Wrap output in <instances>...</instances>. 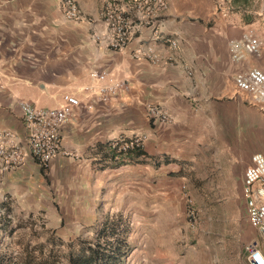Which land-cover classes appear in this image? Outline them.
I'll return each instance as SVG.
<instances>
[{"label": "crops", "instance_id": "crops-1", "mask_svg": "<svg viewBox=\"0 0 264 264\" xmlns=\"http://www.w3.org/2000/svg\"><path fill=\"white\" fill-rule=\"evenodd\" d=\"M101 1L76 0L85 18L77 22L64 18L60 0H0V133L11 131L25 145L20 102L53 109L65 94L80 101L60 128L67 156L48 168L27 156L19 168L0 170V219L54 212L57 194L64 204L74 187L97 200L106 178L142 158L150 175L154 169L168 179L224 173L241 184L250 157L264 155V111L234 85L238 72H264V0H165L157 22L122 51L96 41L104 31ZM247 34L261 42L260 52L232 60L229 42ZM95 71L123 85L108 101ZM147 106L170 122L150 120ZM136 135L145 136L143 156L103 168L100 149Z\"/></svg>", "mask_w": 264, "mask_h": 264}, {"label": "rangeland", "instance_id": "rangeland-1", "mask_svg": "<svg viewBox=\"0 0 264 264\" xmlns=\"http://www.w3.org/2000/svg\"><path fill=\"white\" fill-rule=\"evenodd\" d=\"M129 165L106 178L97 200L74 187L64 204L57 194L54 212L7 217L10 228L21 227L11 235L0 228V256L14 263L24 246H41L65 260L66 244L91 242L100 223L116 216L129 228L131 251L122 264H246L247 247H264L245 216L238 177L201 171L199 178L168 179L146 173L144 158Z\"/></svg>", "mask_w": 264, "mask_h": 264}, {"label": "built area", "instance_id": "built-area-1", "mask_svg": "<svg viewBox=\"0 0 264 264\" xmlns=\"http://www.w3.org/2000/svg\"><path fill=\"white\" fill-rule=\"evenodd\" d=\"M66 20L81 22L84 15L76 0H60ZM167 8L165 0H102L99 17L104 27L96 37L99 45L112 51H122L144 28L157 22ZM171 49L177 47L174 40H165ZM261 42L252 34L229 42V54L234 61L244 55L255 56L260 52ZM136 55L154 60L151 54L137 51ZM92 77L101 84L99 89L102 101H108L122 88V83L106 71H95ZM235 88L245 93L249 99L264 111V72L252 68L238 72L234 76ZM80 106L76 97L65 94L58 108H37L27 102H20L19 109L26 131L25 145L21 146L11 131L0 133V170L9 172L19 168L29 156L41 168H48L58 155L67 156L62 149L60 128L70 119L73 110ZM150 120L169 123L168 114L155 106H147ZM144 135L130 139L117 138L109 145L117 152L124 153L133 146L143 147ZM241 198L244 202L245 216L249 225L264 236V155L255 153L244 169L241 182ZM249 252L246 264H264V248L256 245L246 248Z\"/></svg>", "mask_w": 264, "mask_h": 264}, {"label": "trees", "instance_id": "trees-1", "mask_svg": "<svg viewBox=\"0 0 264 264\" xmlns=\"http://www.w3.org/2000/svg\"><path fill=\"white\" fill-rule=\"evenodd\" d=\"M142 148L133 146L121 153L112 149L108 143L104 149H100V152H103V168L121 167L125 159L143 156ZM32 218V215L28 216L29 220ZM31 225L33 226V223ZM20 227L18 225L16 228ZM0 228L6 229L9 235L16 230L10 228L7 216L0 219ZM128 233L129 228L121 216L105 218L91 242L77 238L66 244L68 253L65 260L53 248L45 252L41 246L37 248L24 246L22 254L16 257L14 263L0 256V264H122L131 251L127 242Z\"/></svg>", "mask_w": 264, "mask_h": 264}]
</instances>
